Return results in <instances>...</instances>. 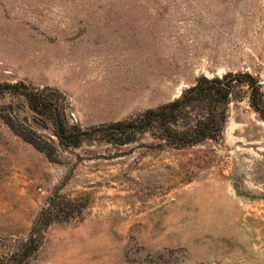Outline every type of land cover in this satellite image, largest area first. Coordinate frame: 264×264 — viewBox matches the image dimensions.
<instances>
[{
    "label": "rangeland",
    "instance_id": "374dc122",
    "mask_svg": "<svg viewBox=\"0 0 264 264\" xmlns=\"http://www.w3.org/2000/svg\"><path fill=\"white\" fill-rule=\"evenodd\" d=\"M224 74L264 99V0H0V85L59 91L84 130ZM239 90L222 140L183 150L147 135L52 149L21 99L1 97L0 264H264V123ZM14 114L50 159L2 122Z\"/></svg>",
    "mask_w": 264,
    "mask_h": 264
},
{
    "label": "trees",
    "instance_id": "16d2710c",
    "mask_svg": "<svg viewBox=\"0 0 264 264\" xmlns=\"http://www.w3.org/2000/svg\"><path fill=\"white\" fill-rule=\"evenodd\" d=\"M240 87L248 89L249 106L264 123V99L260 88L248 74H224L212 78L199 76L192 85L183 89L176 99L92 130L69 124L63 95L55 89L32 88L22 82L4 83L0 85V98L7 95L21 99L20 106L32 115L33 124L51 131L56 142L54 144L49 139L47 141L48 146H53L52 149H77L94 141L119 148L135 144L139 137L147 135L158 149L183 150L205 142L217 143L222 140L230 104L240 102L244 98ZM2 109L14 113L10 104L2 106ZM16 119L15 114L8 120L1 118L16 136L50 159V152L43 146L47 144L38 142L36 139L39 137L28 130L29 128H23L24 132L18 130L15 127L18 123ZM66 206L67 204L55 203L51 209L60 215L67 209ZM53 216L52 212L40 214L25 247L34 243V232L46 227ZM34 249L36 250V246ZM20 253H23V250Z\"/></svg>",
    "mask_w": 264,
    "mask_h": 264
}]
</instances>
